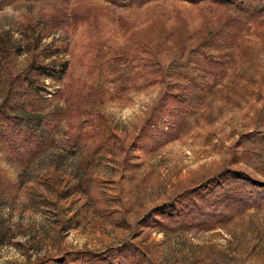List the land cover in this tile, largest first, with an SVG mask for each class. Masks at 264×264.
<instances>
[{"label":"rangeland","instance_id":"1","mask_svg":"<svg viewBox=\"0 0 264 264\" xmlns=\"http://www.w3.org/2000/svg\"><path fill=\"white\" fill-rule=\"evenodd\" d=\"M234 3L240 9L214 0H0V105L36 56L67 67L62 80H46L55 94L49 140L19 147L23 136L11 144L0 136V169L14 183L0 195V264L51 256V264H104L67 253L124 244L108 262L264 264V140L245 153L242 136L264 131V0ZM243 13L247 26L236 43L227 39L234 46L223 67L232 68L202 76L189 50ZM169 79L196 80L205 95L184 120L170 116L178 136L157 142L171 120L150 113ZM235 153L231 165L257 185L231 178L229 191L216 182L196 190ZM188 187L195 195L178 198V215L152 218Z\"/></svg>","mask_w":264,"mask_h":264},{"label":"trees","instance_id":"2","mask_svg":"<svg viewBox=\"0 0 264 264\" xmlns=\"http://www.w3.org/2000/svg\"><path fill=\"white\" fill-rule=\"evenodd\" d=\"M191 3H199L201 1L205 0H186ZM213 1V0H212ZM217 3L221 4H229L237 9H240L236 7L234 4L235 0H214ZM239 17L237 20V25L234 23H229L226 20H223L219 27L214 31L216 34L220 35V37L210 38L213 33H211L209 36L204 37L203 41L201 43L200 49L195 47L194 49H190L189 52L190 55L194 57L193 63L194 68L197 69L198 72H201L202 76H205L204 74H210L212 71H215V75H219L220 72L218 69H212L211 66H219L221 67L219 70L226 71L231 67H223L225 60L229 53L232 51V47L234 45L228 44L227 39H231V42L236 43V40L238 37H240V32L242 29H244V26H247L248 21L250 18L248 15ZM77 19L79 17L75 16ZM75 17L73 19L75 20ZM242 19V20H241ZM240 31V32H239ZM228 33H231V36H228ZM221 41V42H220ZM142 47H145L146 44H142ZM138 48V47H137ZM229 49V50H228ZM231 49V50H230ZM228 50V51H227ZM38 57V56H36ZM34 58L36 62H33L30 64V66L26 69L24 74L21 76L19 75L16 78L11 79V82L9 84V87L4 88V91L6 92L4 102L2 105H0V123L2 124L0 127V136L4 140H6L10 143V138H12V141L15 140V138H19V136L22 137V141L24 144H20L18 140L19 147H37L43 146L51 137L48 126L52 124L53 121H47L48 119L46 113V108H51L52 105L50 102L53 103V100L50 99L53 98L55 94L48 92V85H46L47 79H56V80H62L65 77L67 67L65 64L60 63H51V64H43L41 62H37L38 59ZM117 58V57H116ZM115 61V60H114ZM233 65V64H232ZM229 72V71H227ZM22 73V72H21ZM228 76V73L225 75ZM42 79V80H41ZM162 80V79H161ZM5 82H9L6 80ZM165 82V80L163 81ZM167 88H165L161 95L159 96L158 100L153 104L152 112L150 113V116L152 119L155 120H167L172 116L173 114L178 115L182 117L184 120V115L188 113L193 106H197L202 98L205 95L203 93V89L201 88L200 82L196 80H191L187 83L183 84L180 82L179 79L172 80L169 79L165 82ZM225 85L223 88L227 89ZM210 89V87H208ZM46 94H52L50 97H48ZM13 97V98H12ZM17 98V100H16ZM14 100V101H13ZM32 106L34 108H32ZM36 107H41V109H36ZM53 113H56L57 115L61 116L56 112V109H52ZM57 115H51L53 118H55ZM53 120V119H52ZM171 122L169 128L167 127L168 133L165 134L164 127L160 130L158 129L159 135L157 137V142H167L171 138L176 137L181 132V124L175 123V119L170 118ZM162 122V123H163ZM48 125V126H47ZM245 144H247V148H245L244 152H248L247 150L255 148L254 142L262 139L264 140V131L263 130H256V131H249L244 134H242ZM11 141V142H12ZM249 142V143H248ZM11 144V143H10ZM261 149L264 150V146H261ZM237 160V154L235 153L234 158L229 159V161L226 163V166H223L219 169L211 170L210 172H207L206 174L202 175L203 177L200 178V183H204L203 185L199 186L196 190H201L200 192L204 194L205 192H209L211 188V184L217 183V185L220 187V189L227 190L228 187H223L224 182L231 178L235 181H241L243 183H250L253 185H257V182H251L248 181L246 174L241 171L240 168L233 167L231 163H236ZM20 164H25L24 161H20ZM0 169V195L4 193L11 192L12 187L14 186L13 181H9L10 176L6 174L5 170ZM5 173H4V172ZM198 184V185H199ZM230 185V184H229ZM259 187H264V183H261L258 185ZM217 187V186H215ZM192 188H186L183 191H178L177 196L169 203L162 204L159 207L153 208L151 215L154 220L157 219L158 210L160 212L168 211L167 214L169 216H176L179 213L174 210L173 204L178 203V198H182L184 194H187ZM230 190V189H229ZM227 190V191H229ZM234 190V189H233ZM227 191L224 193L226 194ZM180 192V193H179ZM192 195H195L191 191L189 192ZM188 196V195H185ZM191 196V195H190ZM192 199H195V197H192ZM227 205V204H225ZM151 215L144 214L141 218L144 217V224H150V220L147 218ZM126 245H117V246H109L106 247L104 250H77V251H69L67 255L74 256L76 260H83V262H104V264H108V260L110 259L109 256H112L113 258H116L122 251L126 249ZM55 257H45L42 260H37L36 263L32 262V264H51L54 262ZM39 261V262H38ZM43 261V262H42ZM31 261H28L27 264H30ZM26 264V263H24ZM112 264V263H110Z\"/></svg>","mask_w":264,"mask_h":264}]
</instances>
